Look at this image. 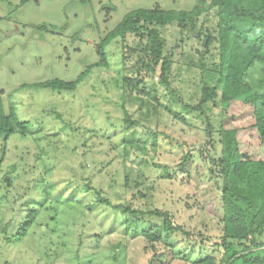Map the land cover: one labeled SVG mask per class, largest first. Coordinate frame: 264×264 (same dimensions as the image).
<instances>
[{"label": "rangeland", "instance_id": "rangeland-1", "mask_svg": "<svg viewBox=\"0 0 264 264\" xmlns=\"http://www.w3.org/2000/svg\"><path fill=\"white\" fill-rule=\"evenodd\" d=\"M155 3L190 10L196 0H0L4 104L33 132L14 134L0 160V178L14 165L18 175L13 186L0 189V264H152L164 246L132 236L125 216L98 204L87 185L111 205L171 216L182 229L174 240L180 253L164 264H191L185 255L224 256L220 131L238 129L244 157L264 159V146L251 103L201 102L205 83L218 86L217 50L212 45L201 55L206 47L198 35L202 26L216 28L215 9L180 36L175 25L164 28L167 53L183 39L171 56L168 86L160 82V66L156 72L143 67L145 42L132 34L113 40L107 59L98 53L126 13ZM140 72L144 82L135 86ZM52 79L80 83L74 90L35 87ZM248 80L264 92L261 65ZM43 172L52 192L66 197L57 212L42 208L26 237L8 243ZM42 198L41 192L34 201Z\"/></svg>", "mask_w": 264, "mask_h": 264}, {"label": "trees", "instance_id": "trees-1", "mask_svg": "<svg viewBox=\"0 0 264 264\" xmlns=\"http://www.w3.org/2000/svg\"><path fill=\"white\" fill-rule=\"evenodd\" d=\"M27 1L29 0H22V4ZM212 9H215L217 17L216 28L212 30L208 26H202L198 35L206 47L204 53L200 52L201 55L209 53L212 45L217 50L216 61L212 63L213 71L218 75V86L205 83L202 87L201 102L219 99L225 107L238 100L251 103L254 108V128L264 146V92L248 80L253 67L261 65L264 68V0H196L195 6L190 10L164 9L159 3L150 8H137L126 13L114 30L102 39L98 53L107 59V46L118 37L132 34L138 37L141 43L145 42L143 51L149 59L148 62L142 63L143 67L147 72H156V68L160 66V82L168 86L167 76L173 65L171 56L183 39H179L172 47V53H167L164 28L175 25L180 36L191 27L194 29L202 15ZM97 65L101 64L96 63L94 66ZM144 77L145 74L140 72L135 86H140L139 82H144ZM83 78V74L79 76L80 80ZM79 79H52L37 83L35 87L57 91L74 90L80 83ZM4 94L5 91L0 86L2 162L6 159L8 141L14 134L33 136L29 122L17 120L14 108L9 112L6 110ZM57 116L60 117L59 114ZM124 120L128 124H134L127 115ZM237 133L236 127L220 131L222 154L218 166L223 181L224 233L221 244L224 256L218 258L208 254L198 255L194 259L188 255L182 256L191 264H264V159L253 160L244 157L240 152ZM16 167L12 166L4 178H0V189L3 183H6L7 188L13 186L14 180L18 179V175H15ZM43 174L44 172L41 173L40 179L35 180L36 195H32L31 200L25 202V215L9 236L8 243L28 235L42 208L57 212L59 204L65 199L66 196L61 191L52 192L47 184L48 178ZM86 189L96 197L98 204L125 216L126 231L130 230L132 236L141 235L153 246H164L165 250L152 264H164L176 259L180 250L176 248L174 240L182 229L173 223L168 213L158 210L136 213L125 205H111L102 196V191L95 187L87 185ZM41 192L43 198L36 204L34 197ZM4 197L0 191V202ZM43 204L46 205L41 207ZM93 208L94 203L89 204V209ZM50 219L58 223V220H54V215L50 216ZM8 225H11V222ZM248 239H251L250 243L246 242Z\"/></svg>", "mask_w": 264, "mask_h": 264}]
</instances>
